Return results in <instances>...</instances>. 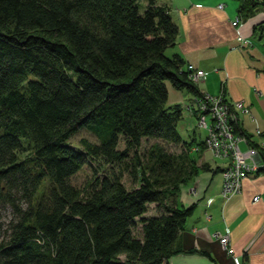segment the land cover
Masks as SVG:
<instances>
[{
  "label": "trees",
  "instance_id": "1",
  "mask_svg": "<svg viewBox=\"0 0 264 264\" xmlns=\"http://www.w3.org/2000/svg\"><path fill=\"white\" fill-rule=\"evenodd\" d=\"M242 1L241 12L252 0ZM178 35L157 0H0V207L12 214L0 264H169L196 253L178 245L194 211L179 193L205 168L191 156L204 141L182 139V107L168 97L169 86L202 92L169 55ZM82 130L96 141L71 146ZM143 139L156 142L141 152ZM96 160L110 167L102 177L71 183Z\"/></svg>",
  "mask_w": 264,
  "mask_h": 264
},
{
  "label": "crops",
  "instance_id": "2",
  "mask_svg": "<svg viewBox=\"0 0 264 264\" xmlns=\"http://www.w3.org/2000/svg\"><path fill=\"white\" fill-rule=\"evenodd\" d=\"M163 1L160 0L161 4L171 6L170 15L179 29L178 41L169 55H178L185 68L193 65L206 74L197 84L200 92L212 96L222 93L228 102L242 101L249 107L248 114L237 115L239 132L249 139L248 144L241 143V149L257 146L254 148L264 164L261 0L247 2L242 12V0H168L169 4ZM220 5L223 7L219 8ZM237 17L241 21L233 27ZM193 98V94L169 86L168 103L182 107L179 129L186 133L196 127L197 114L187 109ZM202 153L203 158H197V162L205 168L179 193L180 203L185 207L194 205V211L179 234L178 245L196 253H179L169 259V264H232V256L239 264H264V170L250 173L242 182L240 194L224 201L221 170L225 162L213 158L208 151ZM255 196L259 197L257 202L253 201ZM223 236H228L232 254L220 243Z\"/></svg>",
  "mask_w": 264,
  "mask_h": 264
},
{
  "label": "built area",
  "instance_id": "3",
  "mask_svg": "<svg viewBox=\"0 0 264 264\" xmlns=\"http://www.w3.org/2000/svg\"><path fill=\"white\" fill-rule=\"evenodd\" d=\"M222 7L223 5L219 6ZM240 21L241 18L237 17L232 26L237 27ZM187 70L190 80L195 84H199L201 79L205 78L206 74L202 70H195L193 65H188ZM187 109L191 113L196 112L197 127L206 132L204 147L213 158L225 162L221 170L223 179L221 195L224 201H229L240 194L242 182L250 173L264 168L254 147L250 146L246 151L241 149L240 144H248L249 139L235 132L238 113L248 114L249 107L242 101L228 102L222 93L217 96L202 93L201 97L193 98ZM258 200V196L253 198L254 202ZM228 242V236L220 238L222 246L232 254ZM232 264H239L234 256Z\"/></svg>",
  "mask_w": 264,
  "mask_h": 264
},
{
  "label": "rangeland",
  "instance_id": "4",
  "mask_svg": "<svg viewBox=\"0 0 264 264\" xmlns=\"http://www.w3.org/2000/svg\"><path fill=\"white\" fill-rule=\"evenodd\" d=\"M206 1L209 2L210 0H206ZM157 2L161 3L160 0H157ZM165 2L167 4H169L168 0H165ZM230 2H233V1L230 0ZM163 3H164V1H163ZM223 3L227 4L226 2H223ZM139 7H140L141 11H143V2L142 1L140 2ZM168 7L171 9L170 5ZM258 33H260V31H258ZM179 133H180V136L182 137V139L188 143H191L192 141H194V143H201L204 141V139L206 137L205 130L198 128L197 122H196V127L191 128L187 133L183 132L182 129H179ZM81 139H88L89 141H96L95 138L89 132L82 130L78 134L73 136L69 140V143L71 146L80 149L81 148L80 147V140ZM154 142H156V140L143 139L140 151L144 152ZM159 143L164 145V147L166 149H168L170 152L178 153V152H180V150L182 148L181 145H174V144H169V143H165V142H161V141H159ZM123 147H124L123 142H121V144L119 145V149H123ZM241 148H242V144H241ZM203 151H208V150L205 147H204V149H201V150H198L196 148H194L192 150L191 156L196 161L197 167H201L204 165V164H201L198 166V162H197V158L198 159L203 158V153H202ZM109 168L110 167L108 165H105L102 161H99V160L91 161L90 167H84L80 172H78L75 176H73L71 179V183L76 185V186L81 187L87 180H89L91 177L93 178L94 173H96L97 176L102 177L107 172V170ZM123 183L128 189H131L132 187L136 186L135 184L131 183L130 179L126 175L123 177ZM158 213H159V210H157V208L154 204L149 206V212L147 213V215H157ZM11 218H12V214H11L10 208L7 206H1L0 207V224L3 226V228H5L7 226V224L11 220ZM135 233H136V235L139 236V226L137 227V231H135ZM3 236H4L3 232L0 231V238H2Z\"/></svg>",
  "mask_w": 264,
  "mask_h": 264
}]
</instances>
